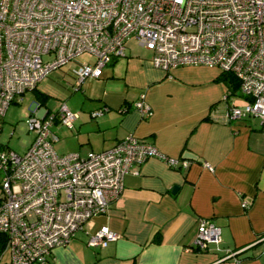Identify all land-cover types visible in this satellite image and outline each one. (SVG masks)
<instances>
[{"label":"built area","instance_id":"obj_1","mask_svg":"<svg viewBox=\"0 0 264 264\" xmlns=\"http://www.w3.org/2000/svg\"><path fill=\"white\" fill-rule=\"evenodd\" d=\"M129 37L150 49L152 64L162 70L201 64L232 73L245 103L236 104L235 93L226 90L224 120L257 116L264 123V0H0V129L13 98L35 88L52 69L88 53L75 66L78 87L123 55ZM133 106L142 116L151 114L143 94ZM77 116L62 102L57 111L29 114L33 137L23 152L0 142L5 264H48L52 249L67 244L88 218L105 213L121 193L124 175L138 172L147 158L173 168L190 164L131 132L103 150L59 153L51 127L56 119L71 126ZM119 236L101 224L87 243L104 246ZM220 240L219 225L200 218L189 248L204 250Z\"/></svg>","mask_w":264,"mask_h":264},{"label":"crops","instance_id":"obj_2","mask_svg":"<svg viewBox=\"0 0 264 264\" xmlns=\"http://www.w3.org/2000/svg\"><path fill=\"white\" fill-rule=\"evenodd\" d=\"M131 38L123 55L78 87L75 66L83 59L52 69L32 89L46 95L45 103L36 95L28 113L57 111L62 102L67 105L63 100L79 95L67 105L78 112L72 125L56 119L51 127L59 153L103 150L131 132L190 164L173 168L158 157L147 158L138 172L124 175L121 193L99 220L91 216L67 244L52 249L48 264H264V245L256 241L264 237V123L257 116L224 120L225 105L219 102L227 84L219 68L196 64L162 70L152 64L151 50L128 45ZM78 89L81 93H74ZM55 93L62 102L50 107ZM141 94L151 106L148 116L133 106ZM102 106L108 109L90 115ZM200 218L212 219L221 231V240L204 250L189 248ZM101 224L120 236L104 246L88 245ZM8 260L9 252H2L0 264Z\"/></svg>","mask_w":264,"mask_h":264},{"label":"rangeland","instance_id":"obj_3","mask_svg":"<svg viewBox=\"0 0 264 264\" xmlns=\"http://www.w3.org/2000/svg\"><path fill=\"white\" fill-rule=\"evenodd\" d=\"M128 45L134 48H139V49L143 48L141 45L138 44L137 40L133 37L129 39ZM77 57H76L77 59H86L87 57H89V54L84 52ZM80 90L81 89H78L74 91V93L77 91L81 93ZM78 96L75 95L70 100L65 99L63 101H65L67 105H69V103H71L72 101H77L78 98H80V96L79 97ZM21 97L22 98L20 102L11 103L10 108L6 110L7 113L4 118L2 129L0 131V141L2 143H6L12 149H14L16 152L19 153H21L26 149L33 136L32 132L28 129L27 118L29 116L28 112L32 103L35 102L37 99L36 94L32 89L26 91ZM233 97L240 98L244 101L243 104L245 103L244 96H241L239 94H234ZM62 99L63 98L60 94L55 93L54 96L50 97V99L47 102V105L50 107H56L57 105H59L60 102H62ZM239 102L242 103L241 100H239ZM219 104L225 105V101L220 100ZM99 218L100 215L97 214V217L94 216L91 220L92 221L99 220ZM3 254L8 255V252L4 250Z\"/></svg>","mask_w":264,"mask_h":264},{"label":"trees","instance_id":"obj_4","mask_svg":"<svg viewBox=\"0 0 264 264\" xmlns=\"http://www.w3.org/2000/svg\"><path fill=\"white\" fill-rule=\"evenodd\" d=\"M220 78L227 84V92H232V94H238V86H239V81L237 80L236 77L233 76L232 73L223 71L221 72ZM77 86V85H76ZM37 98L41 100L42 103H45L46 95L41 94L40 92L36 91ZM6 234L0 231V255L5 249V244H6ZM262 236L257 238L258 243H263V239L261 240ZM49 259V258H48ZM49 262V260H48Z\"/></svg>","mask_w":264,"mask_h":264},{"label":"water","instance_id":"obj_5","mask_svg":"<svg viewBox=\"0 0 264 264\" xmlns=\"http://www.w3.org/2000/svg\"><path fill=\"white\" fill-rule=\"evenodd\" d=\"M173 188H176V186H174Z\"/></svg>","mask_w":264,"mask_h":264}]
</instances>
